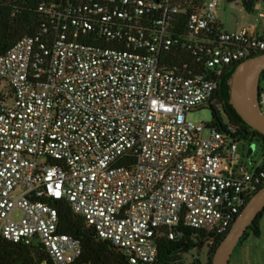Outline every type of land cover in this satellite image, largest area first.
I'll use <instances>...</instances> for the list:
<instances>
[{"label": "built area", "instance_id": "obj_1", "mask_svg": "<svg viewBox=\"0 0 264 264\" xmlns=\"http://www.w3.org/2000/svg\"><path fill=\"white\" fill-rule=\"evenodd\" d=\"M14 1L0 0V18ZM217 6L39 2V31L0 54V238L80 264L81 241L59 231L49 198L65 199L131 264H156L158 237L177 236L180 223L229 231L264 186V141L231 124L205 134L187 114L264 51V34L221 29ZM259 105L264 113V78Z\"/></svg>", "mask_w": 264, "mask_h": 264}, {"label": "trees", "instance_id": "obj_2", "mask_svg": "<svg viewBox=\"0 0 264 264\" xmlns=\"http://www.w3.org/2000/svg\"><path fill=\"white\" fill-rule=\"evenodd\" d=\"M40 1L16 0L2 14L0 18V54L12 47L23 36L34 35L39 31L43 22V16L37 8ZM244 4L246 8L252 10L255 0H244ZM12 10H15L14 15H12ZM261 53L264 51L258 54ZM189 56L192 57L190 54ZM237 65L224 75L220 83L229 80ZM263 78L264 74L261 80ZM226 87H229L227 82ZM207 106L212 109L213 115L209 125L218 127L235 125L238 134L242 137L264 141V135L253 130L237 113L233 105L223 100L220 88H218L215 98ZM47 201L58 209L59 231L72 234L81 241L83 252L78 261L80 264H131L121 249L115 247L111 241L100 238L96 230L87 223L84 216L75 213L65 199L49 198ZM263 213L256 218L242 240L249 233L256 236L260 235L259 221ZM179 229L180 234L173 238L168 235L167 231L158 237L156 264H212L213 254L220 241L227 234L207 233L183 223H180ZM203 248H207L208 251L206 260H202L198 256L199 254H193L192 259L187 258L186 255L192 251L196 250L200 253ZM45 259L48 260L47 264H54L42 245H27L23 242H13L0 238V264H36Z\"/></svg>", "mask_w": 264, "mask_h": 264}, {"label": "water", "instance_id": "obj_3", "mask_svg": "<svg viewBox=\"0 0 264 264\" xmlns=\"http://www.w3.org/2000/svg\"><path fill=\"white\" fill-rule=\"evenodd\" d=\"M264 74V53L253 55L238 63L228 80L230 101L237 113L253 130L264 135V113L259 105V86ZM255 146L251 145L250 158ZM264 212V186L250 200L233 221L229 231L217 246L212 264H230L232 254L243 236Z\"/></svg>", "mask_w": 264, "mask_h": 264}, {"label": "rangeland", "instance_id": "obj_4", "mask_svg": "<svg viewBox=\"0 0 264 264\" xmlns=\"http://www.w3.org/2000/svg\"><path fill=\"white\" fill-rule=\"evenodd\" d=\"M261 12H264V0H257L254 10H249L248 8H246L244 0H218V17L221 21H224L230 25H234L237 21H244L245 18H251L252 20H262L263 18L259 16ZM187 119L189 121L194 122L195 124L204 122V132L206 134L208 132V125L212 122L213 119L212 109L209 106L194 109L188 112ZM245 143L246 142L243 141L242 145H244ZM259 153L260 150L258 148L257 154ZM20 215L21 213L19 211H15L13 213V216L16 218L20 217ZM207 252V248H203L200 253L194 250L186 256L187 258L192 259L191 256L193 254H199L198 256L202 258V260H205L204 257L205 253ZM248 264H264V245L260 248L258 258L256 257L255 259L251 260Z\"/></svg>", "mask_w": 264, "mask_h": 264}, {"label": "crops", "instance_id": "obj_5", "mask_svg": "<svg viewBox=\"0 0 264 264\" xmlns=\"http://www.w3.org/2000/svg\"><path fill=\"white\" fill-rule=\"evenodd\" d=\"M256 1L253 9L256 6ZM245 16V15H244ZM262 20H252L251 18H245L244 21H237L234 25H230L224 21H221L218 17V24L223 30H240L245 29L250 34H264V12L259 14ZM260 235L256 236L253 233H249L245 239H243L235 248L230 264H248L251 260L258 258L260 248L263 247L264 242V213L259 221Z\"/></svg>", "mask_w": 264, "mask_h": 264}, {"label": "flooded vegetation", "instance_id": "obj_6", "mask_svg": "<svg viewBox=\"0 0 264 264\" xmlns=\"http://www.w3.org/2000/svg\"><path fill=\"white\" fill-rule=\"evenodd\" d=\"M227 84H228V81H226ZM226 82H222L220 83V90H221V95L223 97V100L226 102V103H230L231 104V101H230V93H229V87L227 88L226 87ZM208 257V254L205 253V257L204 259L206 260Z\"/></svg>", "mask_w": 264, "mask_h": 264}]
</instances>
